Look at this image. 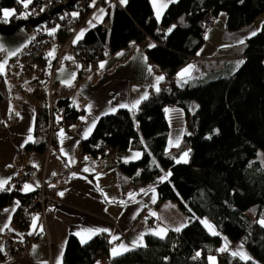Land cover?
Here are the masks:
<instances>
[{"label":"trees","instance_id":"16d2710c","mask_svg":"<svg viewBox=\"0 0 264 264\" xmlns=\"http://www.w3.org/2000/svg\"><path fill=\"white\" fill-rule=\"evenodd\" d=\"M40 3L41 0H33L24 9L19 0H0V10H15L16 15L7 22L12 23L32 18L33 8ZM106 7L103 19L108 20V27L103 29L97 23L88 27L77 43L71 42L72 47H78L77 54L86 64L85 68H79V76L92 69L104 57L105 50L111 53L149 37L155 41V47L144 48L146 60L164 80L159 82V92L153 86L148 87V98L141 101L138 109H119L100 115L87 139L80 140L81 152L105 157L113 149L140 150L139 158L117 164L121 190L129 185L141 186L170 171L166 180L156 183L157 202L173 200L189 218L187 227L180 232L170 229L164 239L146 233V247H136L116 257L111 256L110 243L103 232L86 243L69 234L62 264H98L103 257L102 264H208L210 254L224 264H264V227L257 223L264 218V172L252 160L258 148L264 151V20L255 31L257 34L246 38L243 63L229 75L218 74L193 83L176 80L177 71L194 60L203 43L204 15L213 17L223 11L225 28L236 30L250 25L264 12V0H177L164 10L159 22L153 16L149 0H127L123 5L113 2ZM92 8L86 4L75 11L78 13L73 16L75 23L82 25ZM24 13L30 14L22 18ZM72 13L66 7L48 17L44 23L57 29L55 34L49 35V31L37 38L43 39L45 45L52 40L63 42L69 33ZM4 19L0 12V24L5 23ZM173 25L175 28L169 33ZM48 68L44 51L31 62L24 61L22 66L29 76L27 100L33 105L34 118L32 140L22 146L21 156L43 153L48 143L51 150L56 147L57 129L50 134L46 100ZM69 88L64 86L54 91L52 99L54 113L62 109L64 125L77 121L84 110L70 103ZM10 93L7 76L0 74L3 115L8 110ZM192 101L196 107L190 110ZM164 106H178L183 110L186 131L171 150L164 149L168 132ZM185 149L189 152L188 162L176 163L175 156ZM20 185L13 181L0 191V210L12 200L19 202L11 214L7 235L29 241L36 237L27 232L36 212L35 204L29 203L38 188L23 192ZM44 190L46 196L52 194L46 184ZM201 217L231 241L241 243L251 254V260L245 262L226 253L219 254L221 237L210 234L200 222ZM196 252L201 255L194 259Z\"/></svg>","mask_w":264,"mask_h":264},{"label":"crops","instance_id":"0c3cea01","mask_svg":"<svg viewBox=\"0 0 264 264\" xmlns=\"http://www.w3.org/2000/svg\"><path fill=\"white\" fill-rule=\"evenodd\" d=\"M149 1L153 16L156 18L152 2ZM116 2L123 5L120 0ZM110 3V1H105L94 5L86 21L79 26L74 38L81 29L90 27L87 22L93 20L94 16L100 15V9L105 10V15L106 6ZM104 15L100 20L94 21V24L99 23ZM225 18L224 15L217 16L213 19V24L204 29L202 45L197 50L194 60L177 71V81L184 83L179 79L178 73L189 65L193 66V70L190 77L185 78L187 83H193L199 79H210L218 74L229 75L240 64L246 38L258 29L251 23L236 30H227ZM32 40L33 38L27 44ZM240 40H244V43H239ZM154 44L155 41L149 37L139 43L131 42L98 60L92 69L87 70L89 73L86 71L81 76L78 72L80 66L72 63V50L68 47L60 49L51 71H49V64L47 78L50 75V80L48 83L46 79V95L49 84L53 92L64 86L70 87L67 93L68 100L75 107L84 110L74 123L64 125L62 121L64 127L56 130L54 150L43 153L31 152L21 156L22 146L26 141L28 142V136H32L34 108L27 100L28 92L16 101H11L10 96L5 115L0 112V179L8 180L9 185L17 172L30 170L32 177L20 185L23 192H25L23 186L26 183L30 184L34 190L41 183H45L50 193L54 192V184H58L59 188L55 190L57 201L46 206L42 212H34L31 217L27 232L33 233L36 237L29 240L23 249L10 257L0 251V264H55L58 255L63 253L67 236L73 234L81 241L76 233L85 229H109L111 235L103 232L109 241L112 235L120 237L119 240L111 243L112 247L120 243L131 246L135 238L141 234L151 233L150 230L158 227L172 230L183 223L179 215L181 211L175 201L157 202L156 183L168 172H163L159 177L137 186L136 189H130L131 185H129L122 191L118 180L117 164L120 161L136 159L134 154L137 151H117L115 159L111 160L107 157L81 152L79 146L80 140L84 138V131L92 121H96L100 115L112 113V108L116 111L128 109L120 108L119 105H131L148 91V87L156 84L155 78L161 74L147 62L144 52L145 47ZM59 45L60 42L54 40L45 45L44 53L47 58L50 50L53 51ZM118 53H123V55H117ZM66 57H72V59H66ZM101 63L104 64L103 68L100 67ZM149 67L152 69L151 72L148 71ZM72 73H75V80L71 86L61 83ZM89 105L92 106L90 112L87 110ZM165 109L169 111L166 113ZM163 114L168 124L164 149L171 150L177 146V140L180 142L185 133L183 110L178 106H164ZM54 117L61 119V108L58 109V113H54ZM81 117H86L87 123L81 120ZM9 120L12 121L6 123ZM61 130H63V136L60 135ZM184 152L187 151H182L174 159H180ZM85 168L89 171L85 172ZM150 188H154L155 192L149 190ZM141 189H145L146 192H141ZM61 192L64 193L63 196L59 195ZM129 193L135 195L134 200L129 198ZM153 195L156 196L155 203L152 202ZM16 205L17 201L12 200L7 207L0 210V249H2L3 236H8L9 230V227L5 228L3 225L9 224V218ZM150 212H155L156 216H151ZM36 216L39 219L36 229L33 230L32 218ZM41 225L43 226L42 232L40 231ZM205 229L209 232L206 227ZM82 234L87 239V234L83 232ZM227 244L230 247L231 243L227 241ZM233 244L241 243L233 241ZM235 245L228 251L237 250L238 247ZM243 251L251 257L244 246ZM109 252L111 254V250ZM222 253L224 252H219V254ZM216 262L224 264L219 263L217 257Z\"/></svg>","mask_w":264,"mask_h":264},{"label":"snow or ice","instance_id":"6c2138e0","mask_svg":"<svg viewBox=\"0 0 264 264\" xmlns=\"http://www.w3.org/2000/svg\"><path fill=\"white\" fill-rule=\"evenodd\" d=\"M152 2V5H153V8H154V11H155V16H156V19L157 21L159 22L161 17H162V14L164 12L165 9H167V7L169 6L170 3H175L177 2V0H151ZM19 3L22 4L23 8L24 9H28L29 8V5L33 3V0H19ZM120 3L121 4H126L127 3V0H120ZM95 5V0H93V5ZM44 9L41 8V11H43ZM100 15L98 16H94L93 17V20H89L87 23L90 25V26H95L94 24V21L96 20H100L102 18V16L104 15V12L105 10L104 9H100ZM0 12H2V16L5 18L4 19V22L7 23L8 22V18L16 15V12L15 10H8V9H4V10H0ZM30 13H24V14H21L22 15V18H27V15H29ZM72 15L75 17V16H78V13H72ZM64 17H61V19H63ZM175 28V25H173L172 27H170L168 29V32L170 33L173 29ZM57 29H52L50 32H49V35H54L55 32H56ZM87 31V29H81V31L76 35L75 39L73 40V44L77 43L85 34V32ZM257 33L255 31H253L251 33L252 36H255ZM205 39H207V37H205ZM239 43L243 44L244 43V40H240ZM150 47H155V45H149ZM0 51H8V55L9 56H15L17 54V51L18 49L16 50H8V49H5L4 45L2 43H0ZM117 55H123V53H118ZM48 56L49 57H53L55 58V53H54V50L53 51H50L48 53ZM66 59H72V57H66ZM239 63H243V61L239 62ZM7 64V61L5 60L4 62L0 63V74H3L5 72V66ZM100 67L103 68L104 67V64L101 63L100 64ZM193 70V66L192 65H189L187 66L186 68H184L183 70H181V72L178 73V77L181 81H183L184 83H187V79H185L186 77H190L191 75V72ZM148 71L151 72L152 69L149 67L148 68ZM75 80V73H72L70 74V77L68 79H65V80H62L61 83H64L66 84L67 86H71L72 85V82ZM156 80V84L153 85V87L155 88V91L156 92H159L160 91V88L158 87L159 85V82L163 81L164 80V77L163 76H157L155 78ZM148 98V93L145 92L139 99L135 100L131 105L129 104H120L119 107L120 108H128L130 111H133V110H136L138 109V105L141 103L142 100H145ZM91 105L88 106V111L90 112L91 111ZM112 112H115L116 109L115 108H112L111 109ZM169 111V109H165V112L167 113ZM17 115H19V113H17ZM81 120H84L86 123H87V118L86 117H81ZM95 127V121H92L91 125L88 126L86 128V130L84 131V138L87 139V137L89 136V134L92 132V130L94 129ZM60 135L63 136V130H61L60 132ZM28 141H31L32 140V136L29 135L28 136ZM27 142V141H26ZM171 143V141H170ZM179 141L177 140V145H178ZM61 151H63V149H61ZM142 154L137 152L134 154V158H139ZM189 156V152H184L182 154V156L180 157V159H176L175 162L176 163H187L188 162V159L187 157ZM85 159H87V157H85ZM74 162V161H73ZM155 163V161H153ZM158 166V165H157ZM9 167H11V165H9ZM85 172L89 171L88 168H85L84 169ZM53 175H55V173H53ZM75 175V174H73ZM171 175V172L169 171L165 176L161 177L160 180L163 181V180H166L169 176ZM8 183V180L6 179H0V191H3L5 189V186L7 185ZM10 190V189H9ZM23 190L25 192L27 191H32L34 190L32 188V186L30 184H24L23 186ZM149 190L155 192V189L154 188H150ZM141 192H146L145 189H141ZM63 192L59 193V195L63 196ZM129 198L130 199H135V195L134 194H131L129 193ZM105 199L107 200V197H105ZM152 202L155 203L156 202V196L153 195L152 197ZM19 202H17V205H18ZM121 203H123V201H121ZM7 211V210H6ZM150 215L151 216H156V213L155 212H150ZM39 217L36 216V217H33L32 218V228L33 230L36 229L37 227V221H38ZM10 220V218H9ZM146 222V221H145ZM208 230L209 232L212 234V235H219V233H217L215 230H214V226L209 224L207 220H201L200 221ZM261 227H264V218L260 219L258 222H257ZM3 227L7 228L9 227V224H4ZM187 227V224L186 223H182L180 224L179 226L175 227L174 229H172L173 231L175 232H180L183 228ZM40 231L42 232L43 231V226L41 225L40 226ZM83 233H86L87 234V239H91L92 236L94 235H97L99 234L100 232H106V233H110V230L109 229H85V230H82ZM82 232H77L76 235L79 236L81 238V243H86L87 242V239H85V236L82 234ZM151 234L153 235H156V236H159L161 239H164L167 232H168V229L167 228H163V227H158L157 229L155 230H150ZM30 235L32 234L31 232L29 233ZM144 235L145 234H141L139 237L135 238L133 241H132V244L131 246L129 245H126L124 243H120L114 247H112L111 249V256L112 257H116V256H119V255H122L124 252H128V251H131L133 250L134 248L136 247H146V245L144 244ZM120 237L118 235H112L111 236V240L109 241V243H114L115 241L119 240ZM0 251H2V249H0ZM217 251L219 252H225V251H228V244H227V241H226V238H225V244L223 247L219 248ZM201 255L200 252H196L195 254V257H199ZM231 255L233 257H239L242 261H245L247 262L248 260H251V257L248 256L244 251H243V245L240 246V248H238L237 250L235 251H232L231 252ZM62 256H63V253L61 252L57 259H56V262L55 264H62ZM208 261H209V264H217L216 262V258L213 257V256H209L208 257Z\"/></svg>","mask_w":264,"mask_h":264},{"label":"built area","instance_id":"2783aa9c","mask_svg":"<svg viewBox=\"0 0 264 264\" xmlns=\"http://www.w3.org/2000/svg\"><path fill=\"white\" fill-rule=\"evenodd\" d=\"M92 1L93 0H74L73 5L71 7V13L78 11L83 6H85L86 4H90L92 6L93 5ZM105 1H110L112 3L113 2L116 3V0H95V5L100 4L102 2H105ZM64 2H65V0H41V3L39 5H36L33 8V12H35L37 15H39L41 13H48L53 7H55L59 4H62ZM41 8H43L44 10L41 11ZM73 18H74L73 15L69 14V19H70L69 33H68L67 37L65 38V40L63 42H60V46H61V49H64L67 47L70 48L72 50V53H73L72 63L78 64L80 67L85 68L86 67L85 62L83 60H81V58L77 54V52L79 51L78 47H72L71 43H70L71 41H73L75 39L74 38L75 33L77 32V30L79 29V26H80L79 24L75 23V20ZM99 24L103 29H106L108 27V20L103 19L99 22ZM211 25H212V17L209 16L208 14L204 15L202 18V28L206 29V28L210 27ZM49 28H50L49 24H46V23H42V24H40L34 28L33 40L29 44H27L25 47L22 48L20 56L23 59V61L31 62L35 57H37L41 52L44 51L45 42L43 39H40L37 37L47 34ZM108 54H109V52L107 50H105L104 56H107ZM93 66H95V64H93L92 67ZM47 95L48 96H47L46 100H47V105L49 108V128H50V134H51V133H53V131L55 129H58V128L64 127V126L62 124V117L60 120H58L54 117V110L52 109L53 101H52L50 84H49V89H48ZM49 150H51V149H50V145L48 143L45 151L47 152ZM116 153H117V150L113 149L105 157H107L108 159L114 160L116 157ZM17 156H19V155L17 154ZM31 177H32V171H30V170L19 171L13 176V178L11 179L10 182L17 181L20 184H22L25 180H27ZM53 187L55 190H57L59 188V185L54 184ZM44 188H45V183H41L38 186L37 194L33 197L31 202L29 203L30 206L35 204L36 211L42 212L46 206L51 205L57 201V193L54 192L53 194L46 196ZM136 188H137L136 185L130 186V189H136ZM27 242H28V239H26V238L12 239L9 236H3V239H2L3 254L7 257L14 255L17 251L23 249V247L27 244ZM111 248H112V244L110 243L108 246V250H111ZM100 262L101 263L104 262V257H103V260Z\"/></svg>","mask_w":264,"mask_h":264},{"label":"rangeland","instance_id":"374dc122","mask_svg":"<svg viewBox=\"0 0 264 264\" xmlns=\"http://www.w3.org/2000/svg\"><path fill=\"white\" fill-rule=\"evenodd\" d=\"M219 15L226 16L225 12H223V11L218 12L217 15L212 17V24H213V19H215ZM32 16L35 17V16H37V14L34 12V14ZM262 20H264V12L260 13L253 20L251 25H255L256 29H259ZM33 28L34 27L23 25V26H19L10 35H4V34L0 33V43H2L4 45L5 49H8V50H16V49H18L17 54L15 56H9L8 55V51H0V63L4 62L5 60L7 61V64L5 66V72L3 74H5L7 76V78H8V85H9V88H10V91H11V93H10L11 101H16L17 99L22 97V95H25V93H27L29 91V86H30V84H29V76L22 70V66L24 64V61L21 58L20 54H21L22 48L33 38V36H34V29ZM51 30H52V27L49 28L48 32L51 31ZM60 49H61L60 45L57 46L54 49L55 58L48 57L49 64H50L49 71H51V67H52L55 59L57 58L58 54L60 53ZM263 63H264V58H263ZM87 73H89V71H87ZM49 80H50V75L47 78V82L48 83H49ZM51 95H52V99H53V91H51ZM47 96L48 95H46V99H47ZM195 107H196V102L192 101L191 105H190L191 110H193ZM11 121L12 120H9L6 123H10ZM126 150L127 151H137V152L140 153L139 150H132V149H126ZM120 151H125V150H120ZM185 151H187V149H185ZM187 159H188V157H187ZM252 160L257 161L259 166H260V168L264 172V151L262 149L258 148L256 150L255 156L252 158ZM153 161H155V163H157L156 160H153ZM164 172H168V171H164ZM179 213H180L179 214L180 215V219L182 217L183 223H186L188 221V218H189L188 215L186 213L182 212V211L179 212ZM33 214H32V216H33ZM199 220L201 221V220H207V219H204L203 217H201ZM208 223L213 225L209 221H208ZM213 226H214V229L217 231V233H219V235L222 237V239L220 241V244L217 247V250L219 248H221L225 244V238H226V240L229 243H231V245H229L230 247H228V250H230L231 247L233 245H235V244H233V241H231L226 235L221 234L215 225H213ZM241 245L242 244H236L235 247L240 248ZM231 252L232 251H226L224 253H226L228 256H232ZM212 255H213V257H215L214 254H212Z\"/></svg>","mask_w":264,"mask_h":264},{"label":"water","instance_id":"95a60500","mask_svg":"<svg viewBox=\"0 0 264 264\" xmlns=\"http://www.w3.org/2000/svg\"><path fill=\"white\" fill-rule=\"evenodd\" d=\"M74 0H66L64 3L53 7L48 13H41L35 17L28 19H19L12 23L0 24V33L4 35L12 34L19 26L27 25L30 27H35L41 22L45 21L48 17H51L55 13H59L66 7H72Z\"/></svg>","mask_w":264,"mask_h":264}]
</instances>
